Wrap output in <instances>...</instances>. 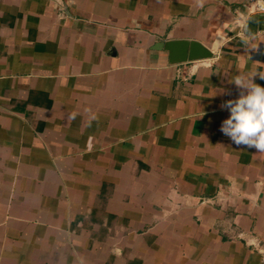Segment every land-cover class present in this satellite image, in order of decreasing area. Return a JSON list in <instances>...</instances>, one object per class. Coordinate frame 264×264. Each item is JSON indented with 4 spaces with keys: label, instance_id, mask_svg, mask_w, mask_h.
Instances as JSON below:
<instances>
[{
    "label": "crops",
    "instance_id": "crops-1",
    "mask_svg": "<svg viewBox=\"0 0 264 264\" xmlns=\"http://www.w3.org/2000/svg\"><path fill=\"white\" fill-rule=\"evenodd\" d=\"M256 1L0 0V264H264V152L220 130Z\"/></svg>",
    "mask_w": 264,
    "mask_h": 264
},
{
    "label": "clouds",
    "instance_id": "clouds-1",
    "mask_svg": "<svg viewBox=\"0 0 264 264\" xmlns=\"http://www.w3.org/2000/svg\"><path fill=\"white\" fill-rule=\"evenodd\" d=\"M206 0H195L199 8L205 6ZM256 10L264 15V3L254 5ZM254 15L237 13L235 20L240 28L239 37L247 48L255 50L257 45L251 43L255 35L249 33L248 21ZM259 75L264 80V71L253 68L248 73H240L232 78L240 95L235 100H228L221 105L229 110L230 115L221 124V132L228 136L237 146L254 148L258 152H264V87L254 82V77ZM76 113L69 115L70 119H75ZM97 117L93 114L92 119Z\"/></svg>",
    "mask_w": 264,
    "mask_h": 264
},
{
    "label": "water",
    "instance_id": "water-1",
    "mask_svg": "<svg viewBox=\"0 0 264 264\" xmlns=\"http://www.w3.org/2000/svg\"><path fill=\"white\" fill-rule=\"evenodd\" d=\"M248 29L249 33L264 29V15H254L250 18ZM155 47L167 51L168 61L171 64L212 57V51L197 40L170 39L158 42Z\"/></svg>",
    "mask_w": 264,
    "mask_h": 264
},
{
    "label": "built area",
    "instance_id": "built-area-1",
    "mask_svg": "<svg viewBox=\"0 0 264 264\" xmlns=\"http://www.w3.org/2000/svg\"><path fill=\"white\" fill-rule=\"evenodd\" d=\"M259 3H264V1H262V0H259ZM258 4V1H256L253 5H252V12L254 13V12H256V13H260V12H258L257 10H256V7H254V5H257Z\"/></svg>",
    "mask_w": 264,
    "mask_h": 264
}]
</instances>
